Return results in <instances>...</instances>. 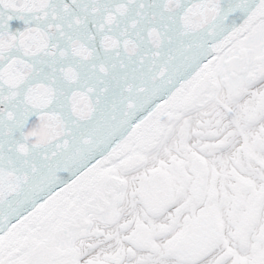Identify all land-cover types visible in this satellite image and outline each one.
<instances>
[{
	"label": "snow or ice",
	"instance_id": "1",
	"mask_svg": "<svg viewBox=\"0 0 264 264\" xmlns=\"http://www.w3.org/2000/svg\"><path fill=\"white\" fill-rule=\"evenodd\" d=\"M0 264H264V0H0Z\"/></svg>",
	"mask_w": 264,
	"mask_h": 264
}]
</instances>
